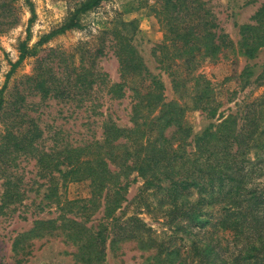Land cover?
Wrapping results in <instances>:
<instances>
[{
  "label": "trees",
  "instance_id": "obj_1",
  "mask_svg": "<svg viewBox=\"0 0 264 264\" xmlns=\"http://www.w3.org/2000/svg\"><path fill=\"white\" fill-rule=\"evenodd\" d=\"M21 1L29 8L31 18L26 39L19 45L18 58L10 63L0 88V112L5 107L4 93L15 69L27 58L37 56L40 48L52 38L80 30L81 17L105 0H73L64 22L39 38L31 48L27 41L35 12L30 0ZM250 2L258 3V8L248 23L239 28V50L248 59L264 50V0ZM8 3L1 2L0 6L9 8ZM154 13L163 30L159 63L169 76L175 74L169 60L183 58L188 74L200 61L215 59L224 51L233 50V43L226 34L217 31L210 10L201 0H159V8ZM112 34V49L119 71L117 83L108 82L105 75L96 70L95 59L103 54L102 48L95 50L93 56H81L78 66L71 65L70 74L59 72L61 60L55 64L40 60L26 82L42 99L72 102L90 110L98 107L91 97L95 90L105 92L112 100L123 99L126 91L131 92L132 128H145L148 141L144 147L134 150L126 147L123 170L135 172L144 180L148 196L155 197L158 206L169 209V225L174 227L172 235L166 242L158 243L150 236L151 229L143 220L117 214L127 201L126 185L119 181V173L109 169V160L96 150L115 148L122 140L133 141L126 135L127 131L104 123L100 143L45 151L39 147L42 132L36 124L32 122L26 129L14 132L19 126L13 120V126L0 138L1 157L11 159L17 153L34 155L43 171L56 170L60 174L62 184L87 181L91 188L87 200L60 201L56 196H47L48 199L56 197L54 204L59 215L33 222L32 228L14 241V249L24 241L54 233L74 249L71 256L75 264H104L106 251L116 250L120 243L127 241L136 242L141 250L150 252L151 264H189L190 255H198L199 249L192 241L189 249L181 254L178 235L190 237L194 231L206 227V264H264V93L235 104L234 113L230 109L219 111L220 107L207 92L195 94L191 99L192 108L204 112L214 122L197 139L196 152L189 154L184 149L188 136L183 123L187 107L164 103L161 83L139 79L141 75L148 76L141 57L128 38L115 31ZM245 72L243 69L242 73ZM175 78L173 88L179 90L182 86ZM135 79L138 82L132 84ZM201 79L196 77L194 81ZM262 79L263 76L257 78ZM207 88L206 82V91ZM21 102L20 97L12 107ZM142 107L159 108L158 116L142 119L139 114ZM13 110L14 113L19 111L16 107ZM176 140L181 141V146L174 147ZM63 164L65 171L59 169ZM3 177L5 196L13 202L18 200L17 192L13 191L17 185L10 182V177ZM50 191L56 195L57 184H53ZM99 208L102 209L99 222L87 227L85 216Z\"/></svg>",
  "mask_w": 264,
  "mask_h": 264
},
{
  "label": "rangeland",
  "instance_id": "obj_2",
  "mask_svg": "<svg viewBox=\"0 0 264 264\" xmlns=\"http://www.w3.org/2000/svg\"><path fill=\"white\" fill-rule=\"evenodd\" d=\"M155 1L105 0L97 9L81 17L80 30L52 38L40 48L37 56L24 60L7 83L4 93L6 104L0 112V138L13 126V120L19 126L14 132L26 129L32 122L36 124L42 132L38 144L45 151L100 143L104 123L114 124L127 131L126 135H130L133 141L131 139L125 143L122 140L115 148L108 147L101 151L97 149L96 152L109 160V169L119 173V181L126 185L127 201L122 204L117 214L125 218L137 216L151 229L150 236L161 243L167 241L174 228L169 225V209L158 206L155 197L148 196L149 192L144 190V180L135 172L125 173L123 170L126 147L134 150L144 147L148 141L145 128H132L130 120L134 118V103L131 92L126 91L123 99L112 100L105 92L95 90L91 97L98 103V107L90 110L77 107L72 102L42 99L26 82V78L34 74V68L40 60L54 64L61 60L59 72L70 74L71 65L78 66L81 56H93L95 50L102 48L103 54L95 59L96 70L104 74L108 82L117 83L119 71L112 49V31L118 32L128 38L148 71V76L141 75L139 79L144 78L146 83L151 79L161 83L164 87V103L187 107L183 123L188 129V136L184 149L187 153L194 154L197 139L214 122L204 112L192 108L191 99L195 94L207 92L220 107L219 111L230 109L234 113L236 105L243 100H251L264 93V50H260L251 59L243 56L239 50V28L248 23L259 4H251L250 0H201L210 10L218 27L217 31L226 34L233 43V50L224 51L215 59L200 61L197 68L188 74L185 72L183 58L169 60L175 72L169 76L162 71L159 63L163 30L154 13L159 8V0L157 5ZM1 2L8 3L7 0H0V4ZM30 2L34 8L35 19L29 25V48L64 22L73 0ZM8 5L9 8L0 6V88L10 70V63L18 58L19 45L26 39L28 21L31 18L29 8L23 1L10 2ZM243 69L245 74L242 73ZM260 76L263 79L257 80ZM196 77L202 79L195 83ZM173 78L182 86L179 90L173 88ZM135 82L138 79L132 84ZM20 97L23 102L12 107ZM15 107L19 109L16 113L13 110ZM158 112L159 108L142 107L139 114L142 119H150L158 116ZM130 129L134 132H128ZM177 146H181L180 140L174 142V147ZM59 169L65 171V164ZM3 175L10 177V182L17 185L13 191L17 192L18 200L13 202L5 196L6 182ZM53 184H57L56 195L50 191ZM50 195L56 196L60 201L87 200L91 195V188L87 181L62 184L60 174L56 170H51L50 173L43 171L36 163L34 155L17 153L11 159L0 156V264H75L71 256L74 249L65 244L60 235L54 233L24 241L15 249L13 247L14 241L20 234L29 231L33 222L51 220L59 215L54 204L56 197L48 199L47 196ZM101 216V208L90 210L85 216L86 226H96ZM178 236L177 244L180 245L181 254L189 249L192 241L199 249L198 255H190L189 264L207 263L206 227L194 231L190 237ZM140 248L133 241L120 243L116 250L106 251L104 264H151L150 252Z\"/></svg>",
  "mask_w": 264,
  "mask_h": 264
}]
</instances>
